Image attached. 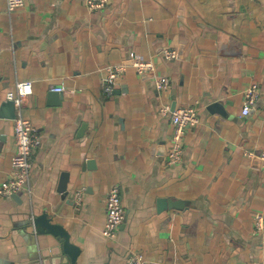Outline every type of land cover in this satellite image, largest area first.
Listing matches in <instances>:
<instances>
[{
	"label": "crops",
	"instance_id": "0c3cea01",
	"mask_svg": "<svg viewBox=\"0 0 264 264\" xmlns=\"http://www.w3.org/2000/svg\"><path fill=\"white\" fill-rule=\"evenodd\" d=\"M132 53L155 75L139 74ZM26 80L23 114L42 144L32 193L0 196V264L68 262L59 237L32 223L42 213L70 233L76 264H126L132 250L149 264H264V171L249 155L264 151V0H109L93 11L86 0H25L12 12L0 0V108ZM252 84L261 94L244 115ZM165 105L200 109L179 164L167 163ZM15 152L14 119L0 116V186ZM113 184L127 216L107 240Z\"/></svg>",
	"mask_w": 264,
	"mask_h": 264
},
{
	"label": "built area",
	"instance_id": "2783aa9c",
	"mask_svg": "<svg viewBox=\"0 0 264 264\" xmlns=\"http://www.w3.org/2000/svg\"><path fill=\"white\" fill-rule=\"evenodd\" d=\"M109 0H86V5L90 10L104 9ZM25 0H7L8 10L10 12L24 6ZM166 59L177 57L175 50L166 49L163 51ZM132 65L139 74L155 75L156 65L151 61H145L132 53ZM126 65L120 64L108 68L109 83H106V91L111 92L112 81L126 71ZM171 80L163 75L156 80V86L160 90L168 88ZM55 91H63V87L52 88ZM33 94V82L26 80L16 84L15 89L7 94L9 100H14L17 107L16 118L14 119V136L16 141V152L12 157V171L7 180L0 186V196H13L27 192L32 193L30 178L33 167V156L35 151L42 144L41 136L37 133L31 121L23 114L24 98ZM261 89L258 84H252L245 89L243 94L244 115L249 114L256 106L260 97ZM162 113H169L173 129L172 141L168 149L167 163L170 165L183 162V156L186 149L187 132L197 126L200 122V109L196 106L186 105L173 109L169 105L161 108ZM259 162L264 171V151L249 153ZM75 197V194H74ZM83 197V190L76 192L77 204H80ZM106 222L102 231L107 240H114L117 237L121 225L126 219V210L123 205L122 189L118 184H113L107 193L105 201ZM255 230L261 232L264 230V214L259 213L255 216ZM126 264H149L142 252L132 250L128 256Z\"/></svg>",
	"mask_w": 264,
	"mask_h": 264
},
{
	"label": "water",
	"instance_id": "95a60500",
	"mask_svg": "<svg viewBox=\"0 0 264 264\" xmlns=\"http://www.w3.org/2000/svg\"><path fill=\"white\" fill-rule=\"evenodd\" d=\"M16 114H17V107L14 100H8L1 105L0 108L1 117H5L8 119H15ZM64 184H65V180H64ZM60 191L69 195L66 184L62 186ZM19 194H15V196H18ZM71 198L74 199V194L71 195ZM32 223L34 224L38 232L39 231L41 232L43 231L44 233L48 232L59 237L61 243L60 248L62 252H64V255H67L66 257H68V262L66 264H76L80 249L71 241L70 233L61 224L53 223L47 213H42L37 217H34ZM62 259L63 258H61V260Z\"/></svg>",
	"mask_w": 264,
	"mask_h": 264
}]
</instances>
